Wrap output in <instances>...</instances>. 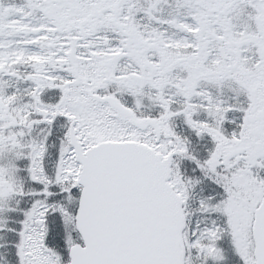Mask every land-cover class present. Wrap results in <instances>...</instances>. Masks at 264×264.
Returning <instances> with one entry per match:
<instances>
[{
  "label": "snow or ice",
  "instance_id": "6c2138e0",
  "mask_svg": "<svg viewBox=\"0 0 264 264\" xmlns=\"http://www.w3.org/2000/svg\"><path fill=\"white\" fill-rule=\"evenodd\" d=\"M0 264H264V0H0Z\"/></svg>",
  "mask_w": 264,
  "mask_h": 264
}]
</instances>
